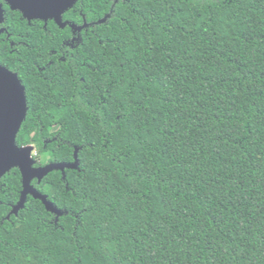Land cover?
Returning <instances> with one entry per match:
<instances>
[{
	"label": "trees",
	"instance_id": "1",
	"mask_svg": "<svg viewBox=\"0 0 264 264\" xmlns=\"http://www.w3.org/2000/svg\"><path fill=\"white\" fill-rule=\"evenodd\" d=\"M0 65L24 87L0 178V264H264V0H4Z\"/></svg>",
	"mask_w": 264,
	"mask_h": 264
},
{
	"label": "water",
	"instance_id": "2",
	"mask_svg": "<svg viewBox=\"0 0 264 264\" xmlns=\"http://www.w3.org/2000/svg\"><path fill=\"white\" fill-rule=\"evenodd\" d=\"M11 11H19L27 20L54 19L58 25L62 24V14L71 8L77 0H4ZM3 9L0 4V25L3 22ZM4 30L0 29V34ZM26 114L24 87L17 75L0 65V178L11 168L17 167L21 174L22 191L20 200L12 213L24 206L27 195L40 199L45 207L55 213L58 212L46 197L39 193L30 183L33 179L39 182L44 175L53 171H64L75 168L77 161L68 163H50L43 167H33V147H17L15 140Z\"/></svg>",
	"mask_w": 264,
	"mask_h": 264
},
{
	"label": "rangeland",
	"instance_id": "3",
	"mask_svg": "<svg viewBox=\"0 0 264 264\" xmlns=\"http://www.w3.org/2000/svg\"><path fill=\"white\" fill-rule=\"evenodd\" d=\"M35 154V152L34 151H32V155H34Z\"/></svg>",
	"mask_w": 264,
	"mask_h": 264
}]
</instances>
